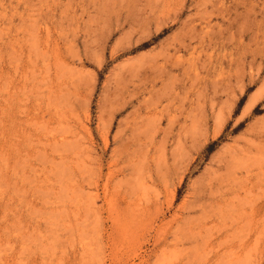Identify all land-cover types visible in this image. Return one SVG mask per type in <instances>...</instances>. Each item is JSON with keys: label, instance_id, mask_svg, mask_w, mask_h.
Segmentation results:
<instances>
[{"label": "rangeland", "instance_id": "obj_1", "mask_svg": "<svg viewBox=\"0 0 264 264\" xmlns=\"http://www.w3.org/2000/svg\"><path fill=\"white\" fill-rule=\"evenodd\" d=\"M0 264H264V0H0Z\"/></svg>", "mask_w": 264, "mask_h": 264}]
</instances>
